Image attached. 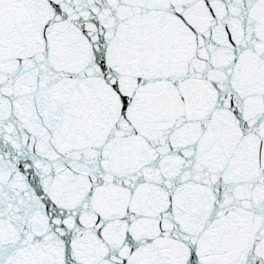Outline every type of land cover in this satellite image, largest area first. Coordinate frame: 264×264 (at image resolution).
I'll use <instances>...</instances> for the list:
<instances>
[{
    "label": "snow or ice",
    "instance_id": "1",
    "mask_svg": "<svg viewBox=\"0 0 264 264\" xmlns=\"http://www.w3.org/2000/svg\"><path fill=\"white\" fill-rule=\"evenodd\" d=\"M0 264H264V0H0Z\"/></svg>",
    "mask_w": 264,
    "mask_h": 264
}]
</instances>
